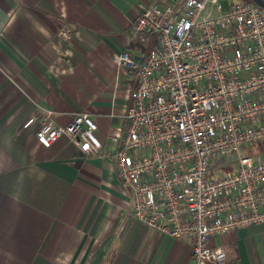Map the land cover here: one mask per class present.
<instances>
[{
  "label": "crops",
  "instance_id": "obj_1",
  "mask_svg": "<svg viewBox=\"0 0 264 264\" xmlns=\"http://www.w3.org/2000/svg\"><path fill=\"white\" fill-rule=\"evenodd\" d=\"M150 0H0V264H197L191 238L130 213L112 157L134 82L112 55L141 58L130 23ZM66 123L86 111L98 152L66 136L40 143L29 115ZM221 264H264V222L212 235Z\"/></svg>",
  "mask_w": 264,
  "mask_h": 264
},
{
  "label": "built area",
  "instance_id": "obj_2",
  "mask_svg": "<svg viewBox=\"0 0 264 264\" xmlns=\"http://www.w3.org/2000/svg\"><path fill=\"white\" fill-rule=\"evenodd\" d=\"M130 27L152 42L141 58L113 60L134 82L112 157L131 197L130 213L174 237L191 238L197 264H221L212 235L264 222V7L254 0H150ZM29 115L43 145L66 136L98 152L97 123L77 111L58 123Z\"/></svg>",
  "mask_w": 264,
  "mask_h": 264
},
{
  "label": "rangeland",
  "instance_id": "obj_3",
  "mask_svg": "<svg viewBox=\"0 0 264 264\" xmlns=\"http://www.w3.org/2000/svg\"><path fill=\"white\" fill-rule=\"evenodd\" d=\"M227 0H221L223 8L226 6ZM244 148H247L250 151H259L261 153L262 158H264V141H258L253 145H246Z\"/></svg>",
  "mask_w": 264,
  "mask_h": 264
},
{
  "label": "water",
  "instance_id": "obj_4",
  "mask_svg": "<svg viewBox=\"0 0 264 264\" xmlns=\"http://www.w3.org/2000/svg\"><path fill=\"white\" fill-rule=\"evenodd\" d=\"M254 1L264 7V0H254Z\"/></svg>",
  "mask_w": 264,
  "mask_h": 264
}]
</instances>
